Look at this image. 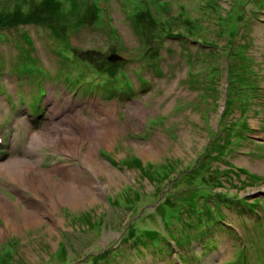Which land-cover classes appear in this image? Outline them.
<instances>
[{"label": "rangeland", "instance_id": "rangeland-1", "mask_svg": "<svg viewBox=\"0 0 264 264\" xmlns=\"http://www.w3.org/2000/svg\"><path fill=\"white\" fill-rule=\"evenodd\" d=\"M60 2L0 32V264H264V0ZM66 113L107 126L97 156L117 172L72 204L5 170L82 165L30 137Z\"/></svg>", "mask_w": 264, "mask_h": 264}, {"label": "bare ground", "instance_id": "bare-ground-1", "mask_svg": "<svg viewBox=\"0 0 264 264\" xmlns=\"http://www.w3.org/2000/svg\"><path fill=\"white\" fill-rule=\"evenodd\" d=\"M62 118L63 120H59L61 123L54 119L43 128L31 132L32 142L35 140L47 141L53 145L54 142H70L71 152L79 158L82 165L73 167L55 164L51 167H43L37 160L17 158L8 162L5 170L13 179L28 180L33 184L36 182L43 188L51 183L50 192L55 193L57 200L60 203L72 204L77 200L82 201L87 194L93 193L97 196L103 192L106 184L102 183L98 174L102 173L105 177L113 178L117 172L97 156L98 146L104 143L107 126L98 128L95 119L88 121L80 113L74 117L67 114ZM57 124H61V126ZM104 130L105 132H103ZM263 164H258V166H263ZM55 174L58 176L55 177ZM22 210L24 217L29 218L33 217L38 209L36 206L30 205L29 208ZM56 210H59V206H56Z\"/></svg>", "mask_w": 264, "mask_h": 264}, {"label": "trees", "instance_id": "trees-1", "mask_svg": "<svg viewBox=\"0 0 264 264\" xmlns=\"http://www.w3.org/2000/svg\"><path fill=\"white\" fill-rule=\"evenodd\" d=\"M45 1L47 3H52L55 6L54 9H59L61 7L60 0H0V32H1V29L4 28V27H9V28L10 27H14V28L18 29V26L20 25V23L25 22V20L28 17H31V12H29L27 10V8L30 7L31 8L30 10L37 9L38 6L41 5ZM94 3H95L94 9L96 10L97 14L99 12L101 13L102 12V9H101V5L99 4V2L97 3V2L94 1ZM162 5L163 4L161 3V4L157 5V6H158V11L162 14L163 18L165 19V20H163L164 22H168L169 20H175V18L178 19L179 16H178L177 13H175V15H174L175 18H173L174 17L173 16L170 19H168V16L163 12L164 10L162 8ZM32 7H35V8H32ZM140 10H141L140 8L137 9V10H135L133 12V14L137 16L138 13L140 12ZM38 12L41 13L42 11L39 10ZM179 15L182 16L181 13H179ZM226 16L228 18L230 17L229 15H226L225 14V15H223V18H227ZM151 19L154 22H158L157 20H155V15L151 16ZM182 19L185 20V22H187V19L184 18L183 16H182ZM230 22H231V19H228V21L225 23V25L223 24V27L224 26L227 27L230 24ZM35 24H37L36 21H35ZM65 25L67 26V24H65ZM143 25H145V22L142 24V26ZM134 26H135L134 27L135 28V31H136L137 27H139L141 29V31H142V26L141 25L140 26L134 25ZM162 28H163V26H162ZM187 32H189V30H187ZM19 33H20V35H21L22 38H24V39H26L28 41L29 40H32V38L26 32H24V31L20 32L19 31ZM186 35H187V33H186ZM188 35H190V34H188ZM210 57L211 56L209 55L208 58H210ZM20 61H21L20 63H22L24 65L23 68L21 67L22 69L32 70L34 68V67L32 68L33 65L28 62V56L27 55L21 57L20 58ZM206 63H207V60L205 61V66H206ZM205 71H206V69H205ZM109 74H112V73H109ZM208 79L212 80L213 79V75H211L210 77H208ZM140 80H141V82H146V79L144 77H141ZM122 87L123 86H120L119 87L120 88L119 91H122L123 90ZM134 91H135V88H133V86L125 85V90L123 92L124 93H133ZM124 159L125 160H134V161H137L138 162V158L135 157V155L127 156ZM142 168H143V166H142ZM172 169H173L172 167L167 168V170H166V168L156 169L154 171V173H158V174L162 175L163 178H166V177H168V174H169V172H171ZM194 175H195V173L192 172L191 174H188L187 177L190 179ZM173 178H174V176H169V179H167L166 181L167 182H170ZM181 178L182 177H180L179 179H176L174 182L176 183V181L180 180ZM172 191L169 190L167 192L169 194H171ZM169 194L167 196H169ZM199 196L200 195H196L195 194V197L194 198L189 197V198H187V200L185 202V203L188 204L189 212L190 213H193L194 216H195V214H200L202 212V210H198L197 209L196 199ZM225 196H227V193L226 192H225ZM166 199L167 198L165 197V200ZM182 203H184V202H182ZM182 203H175L174 202V206H176V205H182ZM169 204L172 205L171 203H169ZM253 204L255 205L256 203H253ZM183 205H185V204H183ZM207 207L210 208V209H213L212 207H209V206H207ZM181 211H182V208L181 209L180 208H177V212L180 213ZM175 214H176V212L174 213L173 217L174 216L176 217ZM179 218H181V217H179ZM217 219L219 221L221 220V218H217ZM172 236H173V234H172ZM183 264H189V263L187 261H183Z\"/></svg>", "mask_w": 264, "mask_h": 264}, {"label": "water", "instance_id": "water-1", "mask_svg": "<svg viewBox=\"0 0 264 264\" xmlns=\"http://www.w3.org/2000/svg\"><path fill=\"white\" fill-rule=\"evenodd\" d=\"M120 58H121V55H119L118 53H112L111 55H109V59L111 60H116Z\"/></svg>", "mask_w": 264, "mask_h": 264}]
</instances>
